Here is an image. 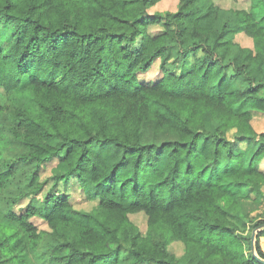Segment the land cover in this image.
<instances>
[{"label":"trees","instance_id":"1","mask_svg":"<svg viewBox=\"0 0 264 264\" xmlns=\"http://www.w3.org/2000/svg\"><path fill=\"white\" fill-rule=\"evenodd\" d=\"M159 1L0 0V144L4 129L17 144L8 156L0 145V264H35L27 253L48 241L54 264H264L251 250L264 224V130L252 125L264 113V0L150 13ZM157 59L159 77L144 80ZM176 61L190 66L176 73ZM49 180L95 204L76 208Z\"/></svg>","mask_w":264,"mask_h":264},{"label":"rangeland","instance_id":"2","mask_svg":"<svg viewBox=\"0 0 264 264\" xmlns=\"http://www.w3.org/2000/svg\"><path fill=\"white\" fill-rule=\"evenodd\" d=\"M177 1L178 0H160L159 2L155 3L154 5H152L151 7L148 8V11L150 13L154 12V11H158V10H175L177 7ZM217 4L221 5L222 7L226 8V7H242V8H246L249 5V0H214ZM223 13H227V12H223ZM222 13V14H223ZM159 25L155 24V25H151L150 26V30L152 32H156L159 30ZM0 30L3 33H7L6 30H4L3 28H0ZM236 41H238L241 45H251V39L242 34V33H238L235 36ZM167 67L170 70L175 71L176 73L182 72L184 69L188 68L190 65L186 64L184 65V63H180V62H169L167 63ZM159 61L158 59L155 60L151 67L145 71L144 73H142V77L144 80H155L159 77L160 74V69H159ZM234 83H230L227 86L225 85V87H234ZM226 89V88H225ZM13 97L24 103L25 105L29 106L31 101L29 99V95L26 91H24L23 89H19L17 90L14 94ZM240 109V108H239ZM253 113V117H252V125L254 126V128L257 131H262L264 130V113H261L259 111H252ZM4 132L6 134L7 137H5V141L2 142L0 145L1 147L6 151L5 154L11 155L13 154V152H15L17 150V144L15 142H13L12 140H10V137L8 135V131L4 129ZM232 134L230 133L229 136L232 139ZM54 162H56V159L51 160L50 162L47 163V165H45L43 168L40 169V174L42 178H45L49 175L50 173V167L54 164ZM259 167L264 170V159L261 161ZM29 170V167L24 166V165H19L18 169H17V178H21L23 177L25 174H27ZM15 181H12L7 189L6 192H15ZM54 187V189H58L59 191H62L65 194H69L70 195V199L73 203V205L76 208H83V209H89L91 208L94 204L95 201L92 200H86L83 194V190L78 187L75 183L72 182V184L69 183H65V182H57L55 185L52 183V180H49L47 182V184L45 185V188H51ZM250 203H246L245 206L249 207ZM252 214H257V215H261V208H256L254 210H252ZM130 218L139 226V228L141 230L145 229V223H146V216L142 213V212H136L133 214H130ZM31 220L33 221V223H35V225L38 228L41 229H46L47 225L45 223V221L42 218L39 217H32ZM261 229V227H257L254 228L252 230L255 231V236H254V242H255V237H256V233ZM251 232V235H252ZM260 241V245L262 248H264V236H260L259 238ZM51 241L45 242V244L43 245V251L41 253H34V254H29L27 253L26 257L30 260H32L35 264H54V262L51 260V258L48 256L49 251H50V244ZM170 248L174 251V253L176 255H179L181 252V244L179 243H172Z\"/></svg>","mask_w":264,"mask_h":264},{"label":"water","instance_id":"3","mask_svg":"<svg viewBox=\"0 0 264 264\" xmlns=\"http://www.w3.org/2000/svg\"><path fill=\"white\" fill-rule=\"evenodd\" d=\"M261 227H264V224L261 225ZM254 236H255V231L252 232V235H251V250H252V253L253 255L260 261L264 262L263 259H261L257 254H256V251H255V245H254Z\"/></svg>","mask_w":264,"mask_h":264}]
</instances>
